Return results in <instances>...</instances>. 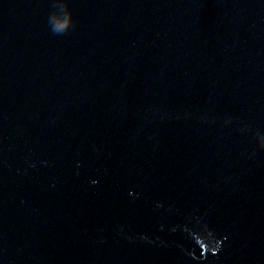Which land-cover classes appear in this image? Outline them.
<instances>
[{"label":"water","instance_id":"water-1","mask_svg":"<svg viewBox=\"0 0 264 264\" xmlns=\"http://www.w3.org/2000/svg\"><path fill=\"white\" fill-rule=\"evenodd\" d=\"M261 143L264 0H0V264H264Z\"/></svg>","mask_w":264,"mask_h":264},{"label":"clouds","instance_id":"clouds-1","mask_svg":"<svg viewBox=\"0 0 264 264\" xmlns=\"http://www.w3.org/2000/svg\"><path fill=\"white\" fill-rule=\"evenodd\" d=\"M62 8L63 11L52 18V32L56 35H62L69 31V29L72 27V15L67 10V5L63 4ZM258 148L264 150V143L259 144Z\"/></svg>","mask_w":264,"mask_h":264}]
</instances>
